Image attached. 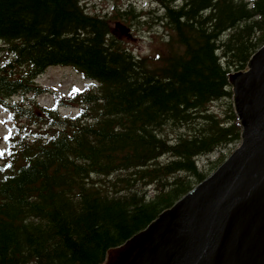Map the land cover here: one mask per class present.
Returning a JSON list of instances; mask_svg holds the SVG:
<instances>
[{
    "label": "trees",
    "instance_id": "16d2710c",
    "mask_svg": "<svg viewBox=\"0 0 264 264\" xmlns=\"http://www.w3.org/2000/svg\"><path fill=\"white\" fill-rule=\"evenodd\" d=\"M175 1L157 0L171 36L154 64L79 0H0V106L44 127L0 154V264L101 263L206 176L194 156L217 150L218 166L240 140L228 73L264 44V0ZM51 65L97 89L40 107L28 96ZM219 99L224 117L208 110ZM61 104L82 110L62 117ZM167 122L188 126L174 143L161 135Z\"/></svg>",
    "mask_w": 264,
    "mask_h": 264
},
{
    "label": "water",
    "instance_id": "95a60500",
    "mask_svg": "<svg viewBox=\"0 0 264 264\" xmlns=\"http://www.w3.org/2000/svg\"><path fill=\"white\" fill-rule=\"evenodd\" d=\"M231 73L241 143L101 264H264V45Z\"/></svg>",
    "mask_w": 264,
    "mask_h": 264
},
{
    "label": "rangeland",
    "instance_id": "374dc122",
    "mask_svg": "<svg viewBox=\"0 0 264 264\" xmlns=\"http://www.w3.org/2000/svg\"><path fill=\"white\" fill-rule=\"evenodd\" d=\"M81 4L88 12L101 15L107 14L112 19V29L115 37L121 40V43L138 57H147L154 64V53L165 56L168 50L169 36L165 31V24L160 22L162 9L161 5L156 6L149 0H80ZM119 11H130L128 16L121 18L116 14ZM117 16V17H116ZM143 59V58H142ZM37 81L45 86L55 89L59 93H67L68 90L76 85L80 88L88 85L80 73L67 65H54L47 67L38 77ZM41 103L49 105L51 96L43 94L39 98ZM225 100L214 101L209 104V108L217 113L223 111L222 105ZM62 112H75L74 108H61ZM6 113L0 108V148L5 145L3 137L8 132L11 122L6 119ZM180 129L173 127L171 124L166 125L163 133L167 136H175ZM183 133V132H181ZM235 145H229L222 149L223 153L228 156ZM215 153L208 156L198 157L199 165H212L211 160L215 159ZM175 203V202H174ZM173 203V204H174ZM149 225V224H148ZM147 225V226H148ZM146 226V227H147ZM144 227L143 230L146 228ZM142 230V229H141Z\"/></svg>",
    "mask_w": 264,
    "mask_h": 264
},
{
    "label": "bare ground",
    "instance_id": "6f19581e",
    "mask_svg": "<svg viewBox=\"0 0 264 264\" xmlns=\"http://www.w3.org/2000/svg\"><path fill=\"white\" fill-rule=\"evenodd\" d=\"M149 1L152 2V3H155L156 6H160V4L157 3V0H149ZM179 3H180V2L177 1V0L174 2V4H179ZM166 4H167V3H166ZM160 7H161V9H162V12H161L160 16H158V18L160 19V22H161V21H162L161 17H162L163 14H164V9H163V6H162V5H161ZM123 12H128V11H123ZM166 15H167V14H166ZM107 16H109V15H107ZM116 17H117V16H116ZM163 21H164V20H163ZM161 23H164V22H161ZM165 31L167 32L166 29H165ZM229 33H230V32H229ZM167 34H168V32H167ZM172 34H173V32H172ZM121 45H122V44H121ZM263 45H264V44H262L258 49H260ZM123 49H124V48H123ZM126 49H127V48H126ZM258 49H257V50H258ZM257 50H256V51H257ZM256 51H255V52H256ZM125 52H126V51H125ZM246 68H247V70H248V69H249V66L246 67ZM229 76H230V74H229ZM229 88H230V90H231V92H232L231 103L233 104L234 90H233V87H229ZM75 111H76V110H75ZM109 113H110V112H109ZM187 130H188V129H187ZM73 163H74V162H73ZM8 168H9V167H8ZM156 184H157V183H156ZM118 188H119V187H118ZM192 190H193V188H192L191 190H189L186 194H188V193H189L190 191H192ZM186 194H185V195H186ZM179 199H180V198H179ZM179 199H177V200H179ZM172 205H173V204H172ZM172 205H171V206H172ZM164 210H165V209H164ZM164 210H162V211L157 215V217H158V216H159ZM157 217H156V218H157ZM156 218H155V219H156ZM155 219H154V220H155ZM154 220H153V221H154ZM153 221H152V222H153Z\"/></svg>",
    "mask_w": 264,
    "mask_h": 264
}]
</instances>
